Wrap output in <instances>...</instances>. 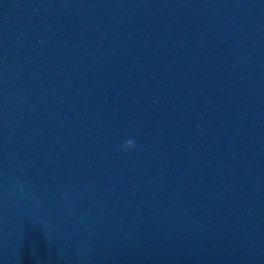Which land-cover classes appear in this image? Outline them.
<instances>
[{
    "label": "water",
    "instance_id": "obj_1",
    "mask_svg": "<svg viewBox=\"0 0 264 264\" xmlns=\"http://www.w3.org/2000/svg\"><path fill=\"white\" fill-rule=\"evenodd\" d=\"M0 264H264V0H0Z\"/></svg>",
    "mask_w": 264,
    "mask_h": 264
},
{
    "label": "clouds",
    "instance_id": "obj_2",
    "mask_svg": "<svg viewBox=\"0 0 264 264\" xmlns=\"http://www.w3.org/2000/svg\"><path fill=\"white\" fill-rule=\"evenodd\" d=\"M127 143H132V140H128Z\"/></svg>",
    "mask_w": 264,
    "mask_h": 264
}]
</instances>
